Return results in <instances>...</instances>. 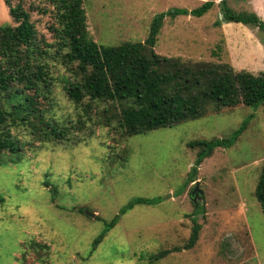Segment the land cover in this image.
Listing matches in <instances>:
<instances>
[{
    "label": "rangeland",
    "instance_id": "rangeland-1",
    "mask_svg": "<svg viewBox=\"0 0 264 264\" xmlns=\"http://www.w3.org/2000/svg\"><path fill=\"white\" fill-rule=\"evenodd\" d=\"M227 2L236 10L251 11L259 3L260 15L254 12L264 21V0ZM18 3L38 35L48 38L47 4L6 0L9 7ZM200 4L82 0L86 29L100 45L143 42L159 13ZM7 5L0 0V25L15 24ZM219 12L216 1L199 17L166 16L154 52L183 62L229 63L234 70L264 72L262 32L235 22L224 29L216 26ZM51 97L41 101L42 107L58 117V126L71 128L69 135L39 141L16 121L3 130L17 151L0 154V264H264V211L254 196L264 165V102L220 109L209 105L199 118L129 137L116 121L105 125L101 112L108 103L90 102V108L87 99L74 103L60 79L51 87ZM8 99L3 98L5 106ZM215 138L232 139L200 163L196 177L203 199L201 211L193 214L194 181L185 180L197 149L187 144ZM138 196L162 200L135 205L120 215L93 249L104 222ZM193 218L201 225L195 245L150 261L162 247L181 245Z\"/></svg>",
    "mask_w": 264,
    "mask_h": 264
},
{
    "label": "trees",
    "instance_id": "trees-1",
    "mask_svg": "<svg viewBox=\"0 0 264 264\" xmlns=\"http://www.w3.org/2000/svg\"><path fill=\"white\" fill-rule=\"evenodd\" d=\"M216 1L221 18L215 25L221 22L241 23L256 28L264 35V21L254 11L236 10L227 0H203L191 10L174 7L159 13L143 42L122 41L100 45L86 29L82 0H39L47 4L48 10L45 11L50 13V36L46 38L38 35L21 3L9 7L4 0L15 24L0 25V154L17 151L16 142L3 131L11 122L16 121V124L29 129L39 141L59 139L65 133L69 135L71 128L58 126V117L48 114L41 103L42 100H51V87L58 85L59 79L63 92L74 103L87 99V108H90V102L108 103L101 112L105 125L116 121L129 137L199 118L206 115L209 105L220 109L238 104L257 106L264 102V72L254 74L245 69L234 70L229 63L183 62L153 50L166 16L190 14L199 17ZM59 69L65 73H58ZM4 97L10 99L6 106L2 103ZM231 139L215 138L188 143L189 148L197 150L195 165L185 183L196 179L198 166L204 158L210 156L216 147L228 146ZM44 183L48 185L49 182ZM254 196L264 211V165L254 188ZM161 200L160 196L131 198L117 215L104 222L106 227L92 242V248L117 223L120 215L135 205H156ZM191 202L193 214L200 212L202 202L199 199H191ZM79 211L85 214L83 208ZM99 219L96 216V220ZM200 227V223L193 218L187 239L181 245L162 247L150 255V261L192 248Z\"/></svg>",
    "mask_w": 264,
    "mask_h": 264
},
{
    "label": "crops",
    "instance_id": "crops-1",
    "mask_svg": "<svg viewBox=\"0 0 264 264\" xmlns=\"http://www.w3.org/2000/svg\"><path fill=\"white\" fill-rule=\"evenodd\" d=\"M201 3L203 2V0H199ZM253 8H252V10L253 11H255L258 15H260V13H259V6H260V4L259 3H254L253 4ZM182 16V15H181ZM190 16V14H188V17ZM261 17V16H260ZM221 18V14H220V12H219V16H218V20ZM175 20V19H174ZM190 21V20H189ZM196 22H197V20H195ZM194 21V22H195ZM215 21V20H214ZM191 23V22H190ZM233 23V22H232ZM193 24V23H192ZM227 25H231L230 24V22L229 23H225V22H221V24H220V26L224 29ZM235 26H238V24H234ZM194 26V25H193ZM216 26H218V25H216ZM207 39V38H206ZM208 40V39H207ZM199 167V166H198ZM199 170V169H198ZM198 172V171H197ZM196 177V176H195ZM199 182V180H197V177H196V179L194 180V187H195V184L196 183H198ZM198 187H199V184H198ZM194 189V188H193ZM193 189H192V191H193ZM200 189V188H199ZM201 190V189H200ZM192 191H191V193H190V196H191V199L193 200V201H195L196 200V197L199 199V197H201L202 199H203V197H202V193L201 194H193L192 195ZM202 191V190H201ZM202 199L200 200V202H202ZM199 231H200V229H199Z\"/></svg>",
    "mask_w": 264,
    "mask_h": 264
},
{
    "label": "water",
    "instance_id": "water-1",
    "mask_svg": "<svg viewBox=\"0 0 264 264\" xmlns=\"http://www.w3.org/2000/svg\"><path fill=\"white\" fill-rule=\"evenodd\" d=\"M201 194L202 193V191L199 189V187H198V183H196L195 184V187H194V189H193V191H192V195L193 194ZM199 199L201 200L202 198L201 197H199ZM88 215H90L91 217H93L94 216V213H91V212H88L87 213Z\"/></svg>",
    "mask_w": 264,
    "mask_h": 264
}]
</instances>
